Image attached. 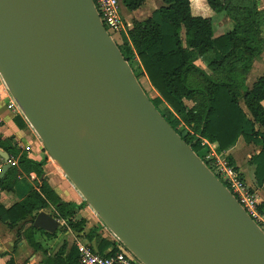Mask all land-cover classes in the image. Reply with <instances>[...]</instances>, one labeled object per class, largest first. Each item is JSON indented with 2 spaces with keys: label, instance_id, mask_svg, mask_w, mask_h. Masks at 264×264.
Returning <instances> with one entry per match:
<instances>
[{
  "label": "water",
  "instance_id": "obj_1",
  "mask_svg": "<svg viewBox=\"0 0 264 264\" xmlns=\"http://www.w3.org/2000/svg\"><path fill=\"white\" fill-rule=\"evenodd\" d=\"M0 77L52 162L143 264H264V232L155 108L92 0H0ZM0 157L1 179L11 166ZM58 225L44 211L32 222Z\"/></svg>",
  "mask_w": 264,
  "mask_h": 264
},
{
  "label": "trees",
  "instance_id": "obj_2",
  "mask_svg": "<svg viewBox=\"0 0 264 264\" xmlns=\"http://www.w3.org/2000/svg\"><path fill=\"white\" fill-rule=\"evenodd\" d=\"M121 1L130 11L144 3V0ZM256 1L205 0L213 13H222L232 22L230 30L214 36L211 18L193 14L190 0H162L163 5L150 17L132 22L118 48L131 69L132 62H137L138 73L146 77L158 94L151 99L155 108L208 168L211 169L205 156L209 148L203 140L215 143L219 152L238 139L259 146V153L249 162L254 167L256 186L261 187L264 181V132L260 130L264 127V75L250 87L246 85V76L264 48L261 36L264 9L259 10ZM200 58L205 60L209 72L196 65ZM133 73L137 78V73ZM161 103L166 105V111L159 109ZM15 120L22 126L19 116ZM0 148L10 157L18 156V166L11 167L0 179V192L11 191L22 175L34 184L23 199L10 207L0 204V222L8 227L22 222L29 224L17 231L14 248L23 237L28 245L40 249L33 234L44 231L33 228L32 222L38 212L48 207H53L54 217L66 220L70 229L82 231L85 220L72 219L86 203L60 199L43 179L44 160L29 159L12 137L0 139ZM227 159L233 165L230 156ZM257 208L264 211V202ZM94 233L95 228L86 238L92 239ZM109 245L110 242L100 239L98 252L104 254ZM111 246L106 255L116 250L114 241ZM65 249L63 242L51 264H77L76 246L67 254ZM7 264H14V260L11 258Z\"/></svg>",
  "mask_w": 264,
  "mask_h": 264
},
{
  "label": "crops",
  "instance_id": "obj_3",
  "mask_svg": "<svg viewBox=\"0 0 264 264\" xmlns=\"http://www.w3.org/2000/svg\"><path fill=\"white\" fill-rule=\"evenodd\" d=\"M190 3L193 14L210 17L212 20L211 14H213V12L208 8L205 0H190ZM256 4L259 10L264 9V4H261L260 0H257ZM162 5V0H144L142 6L136 10L130 11L126 9L123 4H121L120 14L126 27L129 29L134 20L143 21L147 19L151 16L153 11ZM229 20L230 19L227 17V22L222 23L221 19V25H227ZM261 36L264 38V26H262L261 29ZM124 37H127L126 34H122V39ZM197 62L202 63L203 66H199ZM196 65L208 72L204 59H198L196 61ZM253 74L254 76H252ZM261 75H264V48L262 49V52L258 58L254 61L249 73L246 76V85L250 87L252 83ZM11 99L12 98L10 97L9 92L7 91L0 77V139L12 137V140L15 141L18 146H30L31 151L25 152V154L29 159L35 162H42L44 160L42 165L43 179L47 182L49 187L60 197L63 202H73L76 204L82 203L83 200L80 194L51 161L43 149L38 136L24 116L17 109H15V107H9L11 104ZM17 116L21 118L23 122L22 126L18 125L16 122L15 118ZM260 130L264 132V127H262ZM213 145L217 147L216 144ZM0 151L4 150L0 148ZM259 151V146L253 143H245L241 139L236 140L234 144L223 151L225 155L230 156L232 159V166L239 173L244 184L255 194L258 205L264 202V181L261 187L256 186L254 167L249 161L251 157L258 154ZM2 164L3 160L0 157V168ZM22 181L23 184L21 183ZM33 186L34 184L25 175H22L18 178V181L13 186L11 191L0 192V204L6 208L10 207L14 203L23 199V197L33 188ZM42 211L54 217L53 207H48ZM84 212L86 214H84ZM79 219L85 220L83 230L80 232L70 229L66 225V220L61 219H57L59 225L56 230L53 233H49L53 235H47L44 233L46 231L42 229L41 230L44 232L35 231L33 238L40 245V249H34L28 245L25 238L23 237H21L18 245L14 248L17 231L19 229H26L29 224L22 222L14 227H8L6 224L0 222V264H7V261L11 258L14 260V264H51L54 255L63 242L66 243V254L72 246H76L78 243L85 244L99 253L98 250L100 249V239H104L110 242V245L106 246L103 251L104 254L108 253L112 248L111 243L115 240V237L101 222H99V220L93 218L88 212H86V209L81 208L80 210H77L72 220ZM94 228L95 233L93 238L90 240L87 239V233L92 229L94 230ZM101 246H103V244Z\"/></svg>",
  "mask_w": 264,
  "mask_h": 264
},
{
  "label": "built area",
  "instance_id": "obj_4",
  "mask_svg": "<svg viewBox=\"0 0 264 264\" xmlns=\"http://www.w3.org/2000/svg\"><path fill=\"white\" fill-rule=\"evenodd\" d=\"M92 2L107 33L115 43L116 41L112 35L117 34L119 36V45L122 44V34H126L128 30L120 14L122 1L92 0ZM9 107H15V109L19 111L13 99H11ZM203 144H207L209 148L205 160L209 163L211 172L219 180H223H221V182L225 184L246 213L264 232V211L258 210L255 194L244 184L239 173L228 161L227 155L217 151V147L213 145L215 143H208L203 140ZM19 147L21 152L31 151V147L28 145H21ZM8 161L11 167L18 166V156L15 158L9 157ZM114 242L116 244V250L110 255L99 254L87 245L78 243L76 245L78 251L77 264H143L135 258L118 239L115 238Z\"/></svg>",
  "mask_w": 264,
  "mask_h": 264
},
{
  "label": "rangeland",
  "instance_id": "obj_5",
  "mask_svg": "<svg viewBox=\"0 0 264 264\" xmlns=\"http://www.w3.org/2000/svg\"><path fill=\"white\" fill-rule=\"evenodd\" d=\"M260 3L261 4H264V0H260ZM211 17H212V20H213L212 26H213V30H214V35H219V34L224 33V32H226V31H228V30H230L232 28V22L230 20H229V22H228L227 25L226 24L221 25V22H220L221 19H222V23H226L227 22V17L224 14H222V13H220V14L213 13V14H211ZM112 36L114 37L116 43L119 45V36L117 34H113ZM198 64H199V66H203L202 63H198ZM132 69H133V71H135L137 73V79H138L140 85L142 86L144 92L146 93V95L150 99H155L158 96V94L151 87V85L149 84L148 80L144 76H142L141 74L138 73L139 70H138V64H137V62H132ZM207 71L209 72L208 69H207ZM252 76H254V74ZM186 104L187 105H191V103L188 102V101H186ZM158 107H159V109H161L163 111H166V105L164 103L159 104ZM57 169H58V167H57ZM21 183L23 184V181ZM83 209H86V212H88L93 218H95V219L99 220V222H101V220L98 218V216L95 214V212L87 204L83 206ZM84 214H86V213L84 212Z\"/></svg>",
  "mask_w": 264,
  "mask_h": 264
},
{
  "label": "bare ground",
  "instance_id": "obj_6",
  "mask_svg": "<svg viewBox=\"0 0 264 264\" xmlns=\"http://www.w3.org/2000/svg\"><path fill=\"white\" fill-rule=\"evenodd\" d=\"M59 96H61V95H59Z\"/></svg>",
  "mask_w": 264,
  "mask_h": 264
}]
</instances>
